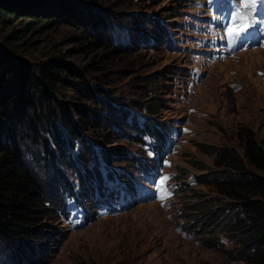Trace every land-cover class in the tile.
Returning <instances> with one entry per match:
<instances>
[{
    "label": "rangeland",
    "instance_id": "obj_1",
    "mask_svg": "<svg viewBox=\"0 0 264 264\" xmlns=\"http://www.w3.org/2000/svg\"><path fill=\"white\" fill-rule=\"evenodd\" d=\"M235 4L236 0H113V7L100 8L120 18L148 17L169 33L154 44L136 45V23L135 31H128L120 24L113 29L107 21L106 26H112L103 39L105 49L97 48L94 34H82L70 21L30 27L32 18L15 15L12 26L0 25V46L10 48L26 68L36 71L48 60H63L92 88L120 97L119 103H109L117 107L129 102L139 127L154 119L162 130L157 127L161 139L144 136L142 143L122 135L116 138L112 130H106L113 139L104 145L98 137L103 131L95 133L97 143L88 136L100 179L88 178L85 184L80 180L84 169L69 147L66 157L75 160L71 167L63 160L46 164L37 152L30 164L50 209L43 212L38 228L49 238L44 236L45 244L31 259L21 253L31 250L33 243L21 245L20 253L0 240V264H251L241 241L256 228H238L245 219L243 205L218 194L210 184L230 171L216 167L215 155L206 152L207 147L228 150L242 162L245 173L264 176L248 164L239 136L243 130L253 131L264 149V42L234 54L226 49ZM139 22L144 25L142 19ZM26 26L21 45L4 43L14 30ZM161 75L165 86L155 87L152 80ZM71 94L53 100L62 108L67 107L64 101L87 103ZM157 101L158 110L150 116L148 107ZM116 148L128 159L138 158L136 167L141 170L118 158L115 164L105 162L104 154ZM57 169L65 171L80 198L70 199L62 194L64 188L52 183ZM123 174L128 180H122ZM163 177L169 179L162 191ZM217 242L220 247L210 245Z\"/></svg>",
    "mask_w": 264,
    "mask_h": 264
},
{
    "label": "trees",
    "instance_id": "obj_2",
    "mask_svg": "<svg viewBox=\"0 0 264 264\" xmlns=\"http://www.w3.org/2000/svg\"><path fill=\"white\" fill-rule=\"evenodd\" d=\"M111 1L113 0H0V25L12 26L15 15L20 19L32 18L34 21L28 24L30 27L42 22L70 21L80 26L82 34H94L98 49L108 48L103 39L110 35L108 32L112 25L106 26L107 21L113 24V29L120 24L128 31H135L132 27L136 23L138 26L135 32L139 35L136 45H141L142 41L146 45L154 44L168 35L169 31L164 26L148 17L145 19L141 15H128L129 19L120 18L113 15L112 11L101 9L113 7L110 5ZM139 1L142 0H136ZM37 9L44 12L39 15L36 13ZM140 19L144 25L140 24ZM28 27L22 31L14 30L4 43L9 46L21 45ZM8 49L10 48L6 45L5 48L0 46V240L14 252L17 249L20 251L21 245L33 243L31 250L27 249L25 253L20 251L25 259H31L37 254L36 248L45 244L49 238L46 232L43 233L38 228L43 212L50 209L47 207L49 202L45 198L38 173L30 164L31 160L38 158L35 155L37 152L42 153L46 164L53 166L63 160L71 167L75 160L69 158V155V159L66 157L69 147L77 153V161L84 169L80 180L85 184L88 178L100 179L99 171L94 170L97 158L88 136L96 143L100 138L104 145L113 139L105 133L106 130H112L117 135L116 138L122 135L142 143L144 136L161 139L158 135L162 130L154 119H148L143 127H139L127 107L131 106L129 102L122 101L120 104L124 105L117 107L109 103L108 100L119 103L120 97L110 91L92 88L85 78L72 71L63 60H48L33 71L23 66ZM94 64L93 62L91 66ZM64 75H68L74 82L69 84ZM164 81V75L152 80L155 87L165 86ZM69 92L73 93L70 96L80 95L87 103L82 105L64 101L67 107L62 108L53 100V97H64ZM151 94L157 92L151 91ZM158 104L160 102L157 101L155 105L148 107L150 116L156 114ZM99 130L103 134L97 138L95 133ZM242 132L239 136L244 142L248 164L264 174V149L258 144L253 131L246 129ZM207 148L206 152L210 151L215 155L214 165L230 171L223 177L213 178L210 184L218 194L243 205L245 219H240L238 223L241 231L248 227L256 228L249 238L241 241L250 250L249 253L246 251L245 256L251 264H264V176L245 173L242 162L228 150ZM120 152L117 148L112 153L106 152L105 162L115 164L118 158L126 162L128 167L141 170L136 167L138 158L128 159ZM122 177V180H128L125 179L126 174ZM54 181L56 186H61L60 189L64 188L65 192L62 194L68 193L70 199L80 198V194L74 192L73 182L68 181L65 171L57 169V174H52V183ZM210 245L220 247L219 242ZM8 247L6 246L7 251Z\"/></svg>",
    "mask_w": 264,
    "mask_h": 264
},
{
    "label": "snow or ice",
    "instance_id": "obj_3",
    "mask_svg": "<svg viewBox=\"0 0 264 264\" xmlns=\"http://www.w3.org/2000/svg\"><path fill=\"white\" fill-rule=\"evenodd\" d=\"M264 3V0H236L231 23L227 27V34L230 41H235L241 37L255 23V13L257 6ZM243 5L241 8L240 6ZM169 177H163L161 180V190H165L163 185L166 184ZM164 197H161L163 199Z\"/></svg>",
    "mask_w": 264,
    "mask_h": 264
}]
</instances>
